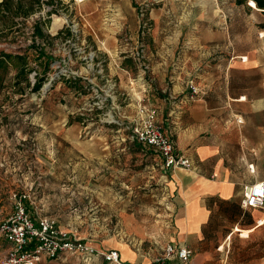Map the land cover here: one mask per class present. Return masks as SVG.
<instances>
[{"label":"rangeland","instance_id":"obj_1","mask_svg":"<svg viewBox=\"0 0 264 264\" xmlns=\"http://www.w3.org/2000/svg\"><path fill=\"white\" fill-rule=\"evenodd\" d=\"M216 1L56 0L13 31L0 30V50L35 42L54 57L38 92L15 86L12 67L0 74V225L13 212V194L27 193L30 212L56 218L62 229L96 245L125 241L148 252L155 213L171 201L160 156L132 140L131 129L145 116L140 108L152 110L154 68L178 55L190 18L211 15ZM37 20L42 37L34 34ZM141 43L146 66L135 57ZM28 53L42 72L35 51ZM125 215L141 228L123 225ZM262 238L236 235L220 246L226 264L263 262ZM9 248L0 235V264ZM36 264L87 263L67 254Z\"/></svg>","mask_w":264,"mask_h":264},{"label":"crops","instance_id":"obj_2","mask_svg":"<svg viewBox=\"0 0 264 264\" xmlns=\"http://www.w3.org/2000/svg\"><path fill=\"white\" fill-rule=\"evenodd\" d=\"M187 24L178 55L173 51L161 70L154 68L159 74L148 100L190 166L164 169L171 207L156 211L148 252L125 241H92L130 264H156L170 244L190 247L191 264H226L221 248L234 236L264 240V212L241 203L244 186L264 180V10L219 0L214 13ZM191 84L199 88L195 98ZM121 221L141 228L134 217ZM81 259L107 264L99 256ZM170 264L179 263L174 257Z\"/></svg>","mask_w":264,"mask_h":264},{"label":"built area","instance_id":"obj_3","mask_svg":"<svg viewBox=\"0 0 264 264\" xmlns=\"http://www.w3.org/2000/svg\"><path fill=\"white\" fill-rule=\"evenodd\" d=\"M147 25H143L146 28ZM144 45L141 43L135 53L142 66ZM191 97L199 93V88L191 84ZM132 126L131 139L152 147L159 154L164 169L188 168L190 161L179 153L173 139L159 122L153 110L146 112ZM27 193L13 194V212L0 225V235L9 244L1 264H36L43 258L55 259L62 254L77 255L82 258L102 257L107 264H130L122 260L116 249L97 248L92 240L62 229L57 219L51 216L35 215L27 206ZM242 206L245 209H259L264 212V180L245 185ZM193 251L190 247L168 245L156 264H170L176 258L179 264H191Z\"/></svg>","mask_w":264,"mask_h":264},{"label":"trees","instance_id":"obj_4","mask_svg":"<svg viewBox=\"0 0 264 264\" xmlns=\"http://www.w3.org/2000/svg\"><path fill=\"white\" fill-rule=\"evenodd\" d=\"M56 0H0V30L13 31L21 22H24L32 15L40 11L44 4L54 6ZM237 3H244L250 0H236ZM256 3L257 7L264 10V0H252ZM56 9H50L47 15L55 13ZM34 34L38 37L44 36L42 28L40 26V20L34 23ZM62 32V31H61ZM69 34L70 30H68ZM35 51V59L44 65L42 72L33 69L30 65V56L28 51ZM54 57L48 53L44 47L35 42L27 47H19L17 50H0V74L8 73L10 67L16 70L15 74V86L25 83L26 88H31L32 91L38 92L43 87L46 80V74L50 70V65ZM36 71L35 81L32 83L29 79V74ZM1 76V75H0ZM72 79H69L68 83L72 84ZM77 83V82H75ZM72 86V85H70ZM76 86V85H75ZM76 88V87H74ZM24 90V89H23ZM79 120L82 117H78ZM148 146V145H146ZM5 240V239H4Z\"/></svg>","mask_w":264,"mask_h":264},{"label":"bare ground","instance_id":"obj_5","mask_svg":"<svg viewBox=\"0 0 264 264\" xmlns=\"http://www.w3.org/2000/svg\"><path fill=\"white\" fill-rule=\"evenodd\" d=\"M250 3H251L252 5H254V6H256L254 1L250 0ZM243 97H244V96H243ZM245 99H246V98H245ZM241 120H242V119H241ZM242 233H243L244 236H248V235H249V231H247V230L243 231Z\"/></svg>","mask_w":264,"mask_h":264},{"label":"water","instance_id":"obj_6","mask_svg":"<svg viewBox=\"0 0 264 264\" xmlns=\"http://www.w3.org/2000/svg\"><path fill=\"white\" fill-rule=\"evenodd\" d=\"M49 84H50V83H49ZM49 84H48V85H49Z\"/></svg>","mask_w":264,"mask_h":264}]
</instances>
